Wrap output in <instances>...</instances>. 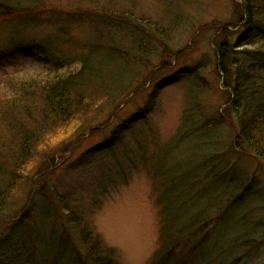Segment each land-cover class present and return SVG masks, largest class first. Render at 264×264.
Listing matches in <instances>:
<instances>
[{
    "label": "rangeland",
    "instance_id": "374dc122",
    "mask_svg": "<svg viewBox=\"0 0 264 264\" xmlns=\"http://www.w3.org/2000/svg\"><path fill=\"white\" fill-rule=\"evenodd\" d=\"M241 1L39 0L36 4L48 10H31L29 17L0 23V95L23 97L20 79L43 77L54 64L60 66L64 58L77 54L76 40L88 35L84 26L72 27L67 39L45 21L54 12H75L89 4L144 19L151 32L144 31L146 58L158 63L164 57L155 80L173 81L160 89L151 111L144 105L153 86L124 105V119L132 120L141 109L148 116L140 113V120H132L133 127L112 149H97L110 137L109 128L86 139L62 163L59 155L54 161L53 155L46 159L54 164L41 165L46 179L37 180L34 191L18 190L0 221V264L91 260L89 247L63 243L62 218L38 192L44 187L69 195L74 212L82 223L89 220L104 248L116 252L119 264H150L161 244L160 228L167 229L168 222L171 233L177 226L182 232L168 238L178 240L179 248H189L197 241L193 231L209 234L221 215L222 223L226 220L208 246L219 249L216 264H264V162L235 149L236 128L229 122L198 130L203 121L219 117L224 107V75L215 68L213 39L220 25L237 19ZM34 13L39 22L32 19ZM258 18L264 21V10ZM245 24L230 27L236 32L230 39L236 41L246 31ZM32 44L43 45L47 55ZM259 64L253 78L264 83V59ZM39 93L36 90L33 98L36 103ZM169 248H178L176 242Z\"/></svg>",
    "mask_w": 264,
    "mask_h": 264
},
{
    "label": "trees",
    "instance_id": "16d2710c",
    "mask_svg": "<svg viewBox=\"0 0 264 264\" xmlns=\"http://www.w3.org/2000/svg\"><path fill=\"white\" fill-rule=\"evenodd\" d=\"M38 1L0 0V23L22 15L29 17L31 10H46L43 4H36ZM113 10L89 4L79 11L54 12L53 18L47 17L45 22L56 26V35L67 39L72 27L84 26L88 35L76 40L77 54L64 58L60 66L54 64L43 77L20 79L23 97L0 95V221L7 215L18 190L29 187L34 191L37 180L46 179L41 165L51 163L46 161L50 155L53 161L59 155L62 163L86 139L109 128L110 137L100 142L97 149H112L114 142L133 127L132 120L147 118L148 112L144 110L151 111L160 89L172 83L170 78H163V82L160 78L155 80L157 72L163 69L164 57L158 63L146 58L144 31L151 32L142 23L144 19ZM261 10L264 0H242L235 9L237 19L218 28L213 39L215 68L219 76L223 72L224 85L232 90L224 92L223 113L198 126L205 129L229 122L236 128L235 149L260 159L258 162H264V83L253 77L261 69L259 61L264 59V21L258 18ZM32 19L40 21L37 14ZM242 22L246 23V31L233 41L230 36L234 37L236 32L230 27H238ZM38 46L32 44L41 55H47L41 50L43 45ZM152 86L145 109L132 120L124 119V105ZM36 90L41 92L39 103L33 99ZM50 191L46 187L38 189L62 218L68 234L65 233L63 243L72 242L74 248L89 247L91 262L82 259L84 264H109L112 254L105 253L102 240L93 236L89 223H82L69 195ZM215 229L214 226L209 232L210 237ZM74 237L79 242H74ZM209 238L204 231L189 248H165L163 256L157 255L153 264H197ZM174 242L180 244L178 240L173 239Z\"/></svg>",
    "mask_w": 264,
    "mask_h": 264
}]
</instances>
